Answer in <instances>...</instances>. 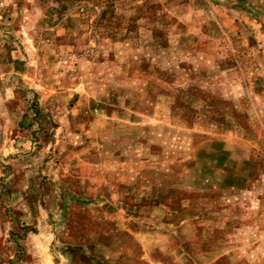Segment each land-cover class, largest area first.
<instances>
[{
	"label": "rangeland",
	"instance_id": "rangeland-1",
	"mask_svg": "<svg viewBox=\"0 0 264 264\" xmlns=\"http://www.w3.org/2000/svg\"><path fill=\"white\" fill-rule=\"evenodd\" d=\"M0 264H264V0H0Z\"/></svg>",
	"mask_w": 264,
	"mask_h": 264
}]
</instances>
